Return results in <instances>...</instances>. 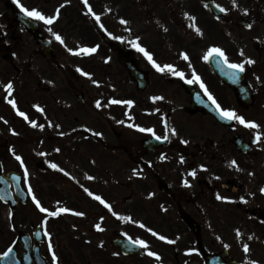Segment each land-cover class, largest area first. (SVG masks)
Instances as JSON below:
<instances>
[{"label": "flooded vegetation", "instance_id": "1", "mask_svg": "<svg viewBox=\"0 0 264 264\" xmlns=\"http://www.w3.org/2000/svg\"><path fill=\"white\" fill-rule=\"evenodd\" d=\"M210 1L227 9L218 16L219 19L208 9ZM21 3L29 10L37 9L46 16L55 15L62 4L64 7L60 8L58 19L51 25L30 17H27L30 22L21 24L16 21V13H23L14 0H0V175L4 178L0 185L10 193L7 203L0 199V253L14 246L15 256L25 263L32 259L31 264H53L49 240L44 235L46 228L51 235L58 264H76L74 257L77 253L83 258V264H126V261L130 264H152L155 258L146 254L149 250L163 252L165 257L174 252L176 258H181L180 262L177 259V264H206L202 257L206 253L218 255L224 262L250 264L255 260L264 264V193L260 191L264 188V126L258 129L237 124L224 126L202 109H191L189 89H199L208 98L199 83L186 82L193 79V71L222 108L236 113L246 108L237 100L236 92L222 83L211 72L204 57L199 56V43L187 41L186 35L195 36V41L201 35L189 27L192 21L185 16L187 13L195 17V24L202 35L214 33L220 24L221 33H240L241 30L247 33L246 45L254 46L261 41L256 33L261 28L264 32V27L260 26L264 24V0H236V9L232 0H226V4L224 0H89L93 11L100 16L99 23L90 14L86 15L87 8L82 0H21ZM245 9L247 15L244 14ZM142 17L150 19L167 36H184V43L165 41L159 44L158 49L166 54L164 58L157 57L160 55L156 53L158 49L140 42L159 64H172L182 71L184 79L157 72L129 43L143 32L138 27ZM63 19L67 23L60 27ZM121 19L129 23L123 25ZM222 23L231 26L225 27ZM247 24H252V27L249 29ZM65 29L100 36L102 43L85 45L98 46L91 55L68 52L63 54L68 55L67 59H60L64 56L60 55L49 35ZM39 32L50 38L54 58H45L41 52L36 41ZM113 37L121 39L114 41ZM70 47L73 52L81 48L75 44ZM183 53L188 55V60L183 59ZM227 54L233 56L229 63L248 60L244 53L229 51ZM257 56L262 58L260 72L264 70V43L258 45ZM97 57L104 65L102 72L107 78V69H113L115 63L114 90L105 91L102 89L104 80L93 76L90 65H95ZM123 61L130 62L142 74L143 89ZM251 65L245 63L244 84H250L254 95L264 93L263 85L260 89L251 83L252 80H256L255 83L264 80V75L259 74L260 79L255 77L257 70L251 69ZM77 69L89 73L91 78ZM93 80L98 82L94 91ZM9 81L14 86L11 97L3 88V84ZM159 88H163L162 100H140V94L148 89H151L152 97H162ZM107 94L112 99L132 100L133 104H115L114 108H109ZM6 97L14 99L29 120L17 115ZM173 97L176 100L180 98L181 104L173 101ZM97 100L101 102L100 108L96 107ZM34 105H39L44 111H37ZM92 109H96L95 120L98 121L95 123L91 122ZM108 109L109 112L106 111ZM176 113L199 121L194 126H186L180 119L173 120ZM129 114L132 125L151 128L156 135H167L168 139L156 140L152 133L123 126L127 123L120 121L129 119ZM81 119L83 123H80ZM29 121H35L38 126L33 128ZM171 129H175L176 135ZM257 132L261 134L258 143L254 142ZM13 153L22 158L23 166ZM233 160L236 165H232ZM53 163L64 171L50 167ZM24 168L28 171L27 180ZM193 170L195 177L189 175ZM88 176L94 179L89 180ZM185 180L190 186H184ZM29 185L49 211L67 207L85 215L62 213L58 217H49L41 213L27 191ZM112 186L117 188L114 200L107 191L109 187L112 190ZM84 189L101 196L112 205L114 212L131 216L136 223L119 220ZM127 190L129 194L125 196ZM217 194L227 199L218 200ZM76 195L87 203V207L92 204L93 209L83 207ZM13 203L15 205L11 207ZM144 210L152 223L138 218V213ZM151 211L170 213L167 218L158 215L175 230L184 227L175 233L180 236L178 246L183 248L181 252H187L193 246L196 255H179L174 244L140 229L141 221L159 235L173 240L174 236L154 228L155 225L162 227L163 222L155 221ZM44 220H47L46 225H43ZM97 223L103 231L96 230ZM237 229L240 237L236 235ZM183 232H186L185 236L180 235ZM76 233L80 235L76 236ZM125 233L148 243L149 248L144 249L142 256L123 253L118 241L127 238ZM246 243L250 246L248 253L243 251ZM160 244L162 251L159 250ZM38 253L44 258L40 263L35 261Z\"/></svg>", "mask_w": 264, "mask_h": 264}, {"label": "snow or ice", "instance_id": "2", "mask_svg": "<svg viewBox=\"0 0 264 264\" xmlns=\"http://www.w3.org/2000/svg\"><path fill=\"white\" fill-rule=\"evenodd\" d=\"M14 2L16 4V6L20 9V11L26 17H30V18L38 20V21H43L46 25H51L56 19H58L59 14H60V8L64 7V5L62 4L60 6V8L56 9V14L55 15L46 16L45 14H43L41 11H39L37 9L29 10L27 7H25L21 3V0H14ZM66 2H67V0H66ZM232 2H233V6L234 7H238V5L236 4V0H232ZM82 3L87 8L86 15L90 14L95 19V21L99 23L100 22V16L97 15L93 11L92 6L89 4V0H82ZM205 7H207V5H205ZM217 8H219V11H221V12H226L227 11V9L221 7L220 5H217ZM244 14L247 15V9L244 10ZM185 16H186V18L188 20L192 21V23L189 24V27L194 28V30L197 32V34L202 35L201 29L199 27H197L196 24H195V17H193V16H191V15H189L187 13L185 14ZM217 19H219V17H217ZM120 23L123 24V25H127L129 22L127 20H125V19H121ZM100 26H101V28L104 27L103 24H101ZM246 26L250 29L252 27V24H247ZM0 27H2V26H0ZM48 30H49V32L52 31L51 28H49ZM128 31H130V29H128ZM53 35L55 36V39L58 40L61 44L64 43L63 38L59 34L53 33ZM109 35H111V33H109ZM113 38L114 39H121V37H113ZM129 43L132 45L133 48H135L138 52H140V53H142L144 55V57L148 60V62L152 65V67L157 72H159V73H170V74H172L174 76H178L181 79H184L185 74L182 71L177 70L172 64H164V65L159 64L153 58V55L146 48L141 46V44L139 42V37H137L136 39L131 40ZM97 48H98V46H95V47H86L85 46V47L79 48L75 52H73L72 49H68V51L72 52L74 55H91V54H93V53H95L97 51ZM240 54L243 55V52L241 51ZM182 57H183L184 60H188L189 59V57H188V55L186 53H183ZM209 57H220V58H222V63L226 64L229 69L234 70V71H232L230 73V75L233 78H238V74L245 71V63H247L249 65L255 63V61H253L251 59H248L247 61L242 62V63H229L225 52L219 47L210 48L208 50V53L204 56V59L208 60ZM77 71H81L82 75L91 78L89 73L83 72L81 69H77ZM192 76H193V79L187 80L186 82L189 83V84H192V83H199L200 84V87L202 89H204L205 95H207L208 99L212 102L213 105H215V110H216V112L218 113V115L220 116L221 119L228 120V121H237L239 124L243 125L246 128H249V129H258L260 127V125H258L256 122L248 121L243 116L238 115L236 113V111L222 108L221 105L212 96V94L208 91V89L206 88L204 83L201 81V78L195 73V71L192 72ZM92 82L94 84L98 85L97 81L93 80ZM3 88H4L5 92L7 93V96L11 97L12 94H13V91H14L13 83L11 81H9L8 83L3 84ZM6 99H7V97H6ZM152 99L154 101L162 100L163 97L156 96V97H152ZM7 103L10 104L14 110H16L17 115H19L20 117H23L26 121L29 120V118L26 115V113L19 110V108L17 107V102L14 99H7ZM111 103L112 104H126L128 106H131L133 104V101L132 100H123L122 101V100L113 99V100H111ZM34 107L39 112H43L44 111L42 108H40L39 105H34ZM96 107L97 108L101 107V102L99 100L96 101ZM0 119H2V118H0ZM29 122H30V124H31V126L33 128L38 126L35 121H29ZM5 123H7V121H5ZM121 123H123V122L121 121ZM128 126L129 127H136L141 132L152 133V135L154 136V138L156 140H161V139L167 140L168 139L167 135H165L163 137H161L159 135H156L154 130L151 129V128H143V127H140L139 125H132V124H130ZM39 127L43 128V125H39ZM171 132H172L173 135H176L175 129H171ZM13 134L15 135L16 133L13 132ZM60 134L64 135V133H60ZM94 134L95 135H101L100 133H94ZM260 140H261V134L259 132H257L254 142L258 143ZM182 142L183 143H187V141H182ZM57 151H59V149H57ZM13 155L15 156V159L20 162L21 166H23L22 158L19 155H15V153H13ZM41 155H43V153H41ZM161 159H164V157L161 156ZM181 162H183V157H181ZM231 163H232V165H236V161L235 160H233ZM50 167H52L54 169H58V165H56L54 163L51 164ZM58 170L59 171H64L63 169H58ZM65 174L67 175V173H65ZM133 174L134 175L136 174L135 170L133 171ZM189 175L192 176V177H195L196 176V172L193 170L192 172L189 173ZM24 177H25V180H27V177H28L27 168H24ZM86 178L89 179V180L94 179L91 176H88ZM15 179L18 180L19 178L15 177ZM184 186H186V187L190 186L187 180L184 181ZM84 190L90 197H92L93 199L98 201L106 209H108L110 212H112V215L117 216V218L119 220L125 221V222L136 223V221H133L131 216L118 215L116 212H114L112 210V205L109 204L108 202H106L101 196L94 195L88 189H84ZM27 191L31 195L32 200H33L35 206L39 209V211L41 213H46L47 216H49V217H58L62 213H71L72 215H75V216H83V215H85V213H83V212L74 211V210L69 209L67 207H57L56 210L49 211L48 208L42 206L40 200L37 199V197L33 194V190H32L30 185H29ZM260 191H261V193H264V188H261ZM216 198L218 200L227 199L225 197L220 196L219 194H217ZM0 199H4V197L0 196ZM241 199H243V197ZM10 218H11V213H10ZM46 224H47V220H44L43 221V225H46ZM139 227L145 228V225L143 223H140ZM95 228H96L97 231H103L104 230L99 223H97L95 225ZM147 231H149L154 237H158V239H160L161 241H165V242H167L169 244H175L176 243L175 240H171V239H168L166 236L159 235L158 233L153 231L151 228H148ZM37 235H39V233H37ZM44 235L47 236L48 240H49L48 249H49V251L52 254L53 264H58V257L56 255L55 251L53 250V246H52V243H51V235H50V233L47 232L46 228H45V231H44ZM236 235H237V237L241 236V233H240V231L238 229L236 230ZM125 236H127V239L129 240V242L131 244H133L135 246H138L139 248L145 249V250H147L149 248L148 243L146 241H144L143 239H139V238L133 239L131 236H128L127 233H125ZM251 238L252 237H249V239H251ZM101 246H103V245L101 244ZM225 247H227V245H225ZM243 251L245 253H248L250 251V246L247 243L243 245ZM12 254H13V248L12 247H8V249L6 251H4L3 253H0V260L9 261V264H11V262L15 260V258H14V256ZM146 254L148 256H150V257H154L156 259H161V257L158 255V253H156L154 251H150L149 250V251H147ZM114 255H118V253H114ZM250 264H258V262L255 261V260H252L250 262Z\"/></svg>", "mask_w": 264, "mask_h": 264}, {"label": "rangeland", "instance_id": "3", "mask_svg": "<svg viewBox=\"0 0 264 264\" xmlns=\"http://www.w3.org/2000/svg\"><path fill=\"white\" fill-rule=\"evenodd\" d=\"M226 4V0H224ZM237 7H235L236 9ZM61 23H60V27H63L65 26V24L67 23V20L66 19H63V20H60ZM233 20L229 21V22H232ZM223 26L225 27H228V26H231L230 24H223ZM160 26H164V25H160ZM220 26V24H219ZM219 26L215 29L214 33H211V34H203L201 36H199V39L198 40H194L195 36H192V35H186L187 36V41L189 43H192V42H198L199 43V46H198V54L200 57H204L207 53H208V50L212 47H219L221 48L227 58H228V61H233V56H229L227 54V52L231 51L232 53H235V54H240L241 51L245 54L246 58L247 59H251L253 61H255L254 64H252V68L251 69H258V65L260 64V61H261V58H258L257 56V49H258V45L260 44H263L264 43V32L262 31V28L260 29V31L258 33H256L258 35V37L261 39L260 42H257L256 45H246V34L247 33H244L241 32L240 33H230V34H224V33H221V29L219 28ZM261 27H264V24L263 25H260ZM138 27L140 30H142L143 32L139 33L138 37H139V42H143L145 45L147 46H150L152 48H160L159 44H163L165 41H167L168 43H174L176 44V42H180V43H184L185 41L183 40V35H170V36H167L163 33H161L159 30H158V27L155 26V24H153L151 22L150 19L146 18V17H142L139 19V24H138ZM56 34H59L62 38H63V41L64 43L61 44L58 40L55 39V36L53 34H50L49 37L54 41V44L56 45V47H58V49L60 50V55H63L65 53H68V49L71 48L70 45L72 44H75L77 47H81L83 45H90L92 44L93 42H96L98 44L102 43V39L100 36H97V35H88V34H84V33H76V32H69V31H66L63 30L61 33H56ZM248 35V34H247ZM114 41H117V39H114ZM156 53H159L160 55L157 56L158 58H164L166 57V54L162 51V50H159L156 51ZM261 55L263 54V52L261 51L260 52ZM64 57H60L61 58H65L67 59L68 58V55H63ZM237 59V58H236ZM236 61H239V60H236ZM95 65H90L92 67V72H93V76H99L100 79L104 80L103 81V87L102 89H105V91H109V90H114V87H116V76H115V71H116V67H115V63H114V68L113 69H110L108 68L107 71H106V74L108 76V78L105 76V72H102V68H103V64L101 63V59L100 57H97L95 58ZM261 75L263 76L264 75V70H261L260 72H258V70L255 72V77H257L258 75ZM253 78V77H252ZM253 81V80H252ZM259 82H262L264 83V80H261ZM98 85L97 84H94L92 83V91H94ZM106 87L108 89H106ZM150 90L151 89H148L145 93L143 94H140V100L141 101H154L152 99V96L150 94ZM160 94L162 97H163V88H159L158 89ZM149 97H148V96ZM108 97L107 99V107H112L114 108L115 107V104H112L111 103V100H113L111 97H109V95L107 94L106 95ZM260 96V97H259ZM180 99V98H179ZM178 100H176L174 97H173V101L177 102L178 105L181 104V102ZM104 108V107H103ZM78 111H79V108H77L76 110V114H78ZM93 111V116H92V119H91V122L92 123H95L96 121L98 120H95V111L96 109H92ZM107 112H109V109L106 110ZM154 112V111H153ZM81 117H84V113H81L80 114ZM238 115H241L243 116L246 120L248 121H254L256 122L258 125L260 126H264V96L262 95H259L257 94L256 95V101H255V106L254 108H252L250 110L249 113H242V114H238ZM187 117V120L185 119ZM128 118L129 119H124L122 122L123 124L124 123H127V125H123V126H128V124H132V119H131V115L129 114L128 115ZM173 120L174 121H178L180 119V122L184 123L186 126H194V123L198 122L199 120L196 119V118H193V117H190L186 114H180V113H176L172 116ZM127 120V121H126ZM202 121V120H201ZM83 119H81L80 123H83ZM121 122V121H120ZM111 187V186H110ZM110 187L107 189V191H109V194H111V197L112 199H116V195H117V188L116 186H112L113 189L110 190ZM129 194V191H125V196ZM76 199H79V196L76 195L75 196ZM80 200V199H79ZM86 200V199H85ZM119 201V197H118V200L116 202ZM80 203L83 207L85 208H90V209H93V206L92 204L90 206L87 207V203H84L83 201L80 200ZM129 208H132V206H129ZM147 211H142V212H139L138 214V218L140 219H147V221L149 223H152V221L147 217ZM158 214H161V215H164L166 218L167 216L170 215V213H168L167 211L165 212H157V211H151L150 212V215L151 217L155 220V221H162L163 224H162V227H159L157 225L154 226V228H156L157 230L159 231H162L163 233H166V234H170L171 236H174V237H177L175 233H179L180 230H183L184 227H181L177 230H175V227L173 225H170V224H166V221H163L161 219V217L158 215ZM171 215H172V212H171ZM140 223H142L140 221ZM166 224V226H165ZM148 226L145 225V228H141L140 229H145L147 230ZM80 234L79 233H76V236H79ZM180 235H183L185 236L186 235V232H183L181 233ZM141 236V234H140ZM153 244V243H151ZM160 251L163 250L162 248V245L160 244ZM84 252L85 249L83 248L82 249ZM77 253V252H76ZM158 253V255L161 257V259H156L152 262V264H177V259H178V262L179 259L181 260L180 257L176 258L174 253L173 252H170L167 257H165L162 253L160 254L159 252H156ZM185 252H182L181 254H184ZM180 254V252H179ZM86 256L87 253H86ZM74 259L76 260V264H83V258L80 257V255L77 253L76 257H74ZM145 261L147 262V258H145ZM126 264H130L128 261H126ZM142 264V262H141ZM181 264H184V263H181Z\"/></svg>", "mask_w": 264, "mask_h": 264}, {"label": "water", "instance_id": "4", "mask_svg": "<svg viewBox=\"0 0 264 264\" xmlns=\"http://www.w3.org/2000/svg\"><path fill=\"white\" fill-rule=\"evenodd\" d=\"M42 47H43V50H44L45 52H46L47 50H49V45H48V44H47V45H42ZM212 65L214 66V63H212ZM214 69H216V68H214ZM221 69H222V67H221ZM218 71H219V70H217V73H218L219 75H220L219 72H224V70H220L219 72H218ZM220 76H221L222 80L226 81V82L229 83L230 85L236 86L237 89L240 90V92L242 93V89H241V87H239V80H238V79L233 78V79L229 80V79L225 78L222 74H221ZM246 101L249 102V101H250V97H249V100H246ZM124 243H125V245H126L128 242L125 241ZM123 246H124V245H123ZM0 264H9V261L2 260V261L0 262ZM11 264H19V263L16 262V261H12Z\"/></svg>", "mask_w": 264, "mask_h": 264}]
</instances>
